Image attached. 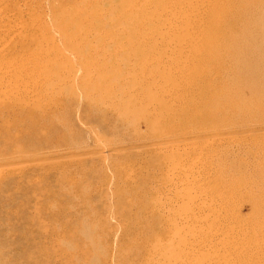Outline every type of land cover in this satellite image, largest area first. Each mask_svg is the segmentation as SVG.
Returning a JSON list of instances; mask_svg holds the SVG:
<instances>
[{
    "label": "rangeland",
    "instance_id": "rangeland-1",
    "mask_svg": "<svg viewBox=\"0 0 264 264\" xmlns=\"http://www.w3.org/2000/svg\"><path fill=\"white\" fill-rule=\"evenodd\" d=\"M242 1L0 0V264H264L240 235L264 224V0Z\"/></svg>",
    "mask_w": 264,
    "mask_h": 264
},
{
    "label": "bare ground",
    "instance_id": "bare-ground-1",
    "mask_svg": "<svg viewBox=\"0 0 264 264\" xmlns=\"http://www.w3.org/2000/svg\"><path fill=\"white\" fill-rule=\"evenodd\" d=\"M216 1V4L213 6V7H211V10H213V11H220L221 10V7H220V4H219V2H218V0H215ZM243 2V4H242V10H241V12L242 13H247V11H249L250 9V2H249V0H243L242 1ZM227 6V5H226ZM231 7V6H230ZM240 9L238 8L237 9V11H239ZM232 11H236V7L235 8H233L232 9ZM212 14V13H211ZM232 14V13H231ZM234 14V13H233ZM235 15H237V14H235ZM231 17H232V15H231ZM231 22V20H228L227 21V25L229 24ZM231 25V24H230ZM229 25V26H230ZM232 27V25L230 26V27H228V28H231ZM195 30H199L200 29V31H203L204 33H206V35H209V36H211L213 39L214 38H216V39H218L219 37L218 36H220V34L218 33L219 31L218 30H216L214 27H210V24L209 23H197V24H195ZM219 29V28H218ZM206 31V32H205ZM222 35V34H221ZM224 37H225V34L223 35ZM227 39H228V41L230 42L231 40H232V36L230 35V36H228L227 37ZM212 40V39H211ZM213 41V40H212ZM210 48H203L202 46L200 47V52L203 54V55H211V56H213L212 54H215V51L216 50H214V47L213 46H209ZM211 56H209V57H211ZM199 58H201L202 57V55H199L198 56ZM199 58H196V59H199ZM200 60V59H199ZM208 63V62H207ZM197 65V64H196ZM209 67V66H208ZM221 66H211V68L208 70V72H210L209 74H215L216 76H217V78L218 79H221V77H222V74H221V68H220ZM207 71V70H206ZM249 72H254V70L251 68V69H249L248 70ZM225 76H226V74H225ZM202 83H203V81H202V79L200 80ZM205 82V81H204ZM219 82V81H218ZM229 83V82H228ZM233 83H235V82H233ZM17 84V83H16ZM205 84V83H204ZM225 84V83H224ZM254 84V83H253ZM202 84H200V88L202 89L201 91L202 92H204V89H205V85L204 86H201ZM213 86L215 87L214 88V91H212V93H214L213 94V97L215 98V99H217V95H216V91L217 90H219L220 88H217V86L216 85H214L213 84ZM253 88H254V86H252ZM251 87V88H252ZM210 88V87H209ZM238 88H239V86L238 85H236V83L235 84H230V85H228V86H226L225 87V90L226 91H229V90H238ZM221 89H223V88H221ZM209 90V89H208ZM216 90V91H215ZM245 90H249V88L248 87H245L244 89H243V91H245ZM224 91V90H223ZM194 92V91H193ZM201 92V93H202ZM19 93V92H18ZM200 93V92H199ZM25 94V93H24ZM18 97V96H17ZM257 100H260V98H257ZM187 104V103H186ZM189 105V104H188ZM25 107V106H24ZM23 109V108H22ZM24 110V109H23ZM31 118V117H30ZM220 123H222L221 125H223V124H225V122H216V121H209L208 122V124L211 126V125H214V126H221V125H219ZM209 128V127H208ZM221 128H223V127H221ZM260 158V157H259ZM263 158V157H262ZM262 160H264V159H261V161ZM260 161V160H259ZM263 162H260L259 164H262ZM252 166V165H251ZM257 166H259V168H260V166H263V165H257ZM250 167V166H249ZM262 168H264V167H262ZM260 170V169H259ZM261 170H264V169H261ZM250 172V171H249ZM264 173V172H263ZM186 196H188L187 194H186ZM189 197V196H188ZM231 197H233V196H231ZM238 197V196H237ZM239 198V197H238ZM238 200V199H237ZM248 200V199H247ZM250 204V203H249ZM256 204V203H255ZM255 204L253 203V205H254V208L253 209H255V207L257 206H255ZM258 207H261V206H258ZM256 209H257V207H256ZM255 209V210H256ZM252 210V209H251ZM256 212H257V214H258V210H256ZM254 214V213H253ZM255 215H256V213H255ZM255 215H254V217H255ZM227 215L225 214V215H223V214H216L215 216H213V219H214V221L216 220L218 223H220V220H222L223 222H225V223H232V220H234V219H236L235 218V216H236V214H232L231 215V218H230V220L229 219H227V217H226ZM258 216V215H257ZM252 219H254V218H252ZM255 220V219H254ZM262 220V219H261ZM258 222H259V216H258ZM257 222V219H256V221H253V222H250V223H248L247 222V224H245V225H247V226H245L244 224H241L242 226H244V227H246V229H249V231L247 232V231H242L241 230V237L242 236H246V234L248 235V234H250V233H252L253 235H255V236H258L259 237V234H262L263 233V231H264V224L262 223V224H260L261 222H259L258 223ZM238 223V222H237ZM231 225V224H230ZM240 225V224H239ZM240 225V226H241ZM239 227V226H238ZM243 227V228H244ZM227 234V235H226ZM225 235L227 236V237H225V242H226V238H227V242H230L231 240H233L234 238L232 237V233H231V231L230 232H228V233H225ZM251 235V234H250ZM233 238V239H232ZM237 238V237H236ZM243 238V237H242ZM223 239V238H222ZM239 239H240V237H239ZM181 241V240H180ZM168 242V241H167ZM167 242H165V241H162V240H157L156 242H155V245H154V249L155 250H158V253H159V250H162L163 252H164V250L167 248L166 247V245H167ZM223 242H224V240H223ZM243 242V241H242ZM176 243V242H175ZM177 243H178V240H177ZM181 243V242H180ZM233 243V242H232ZM185 244V243H184ZM224 244H228V243H224ZM229 246V245H228ZM183 247H185V245L183 246V244H177V245H173V247H171V248H169L168 250H167V252H168V254L170 255V256H173V257H175V256H178V257H181V255H183L184 254V250H183ZM204 248V247H203ZM234 248V247H233ZM259 247H257V249H258ZM153 249V250H154ZM226 255V254H225ZM230 255V254H229ZM221 256H223V255H221ZM219 258V257H218ZM222 261H218V263L215 261V263L216 264H232L231 262H229V260H228V258L227 259H224V257H223V259L222 258H220ZM213 262V261H212ZM211 262V263H212ZM199 262H197V264H198ZM196 264V263H195ZM200 264V263H199ZM208 264V263H207ZM239 264V263H238Z\"/></svg>",
    "mask_w": 264,
    "mask_h": 264
}]
</instances>
